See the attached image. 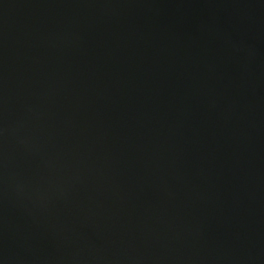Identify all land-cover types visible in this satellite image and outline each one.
<instances>
[{
    "label": "water",
    "instance_id": "water-1",
    "mask_svg": "<svg viewBox=\"0 0 264 264\" xmlns=\"http://www.w3.org/2000/svg\"><path fill=\"white\" fill-rule=\"evenodd\" d=\"M0 264H264V0H0Z\"/></svg>",
    "mask_w": 264,
    "mask_h": 264
}]
</instances>
